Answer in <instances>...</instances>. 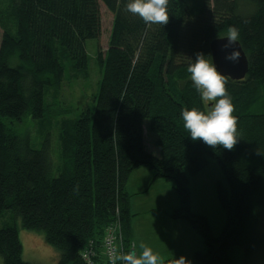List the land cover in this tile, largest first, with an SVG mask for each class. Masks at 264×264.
I'll return each mask as SVG.
<instances>
[{
    "label": "trees",
    "instance_id": "obj_1",
    "mask_svg": "<svg viewBox=\"0 0 264 264\" xmlns=\"http://www.w3.org/2000/svg\"><path fill=\"white\" fill-rule=\"evenodd\" d=\"M7 1L0 5L2 264H30L22 259L17 226L42 233L57 264H85L80 253L89 242L100 254L104 229L116 220L125 249L132 242L125 185L140 165L153 180L170 183L178 205L168 217L186 222L205 246L193 253L196 264H252L257 253L264 259V109L256 110L264 99V0H169L164 27H147L126 12L128 0ZM102 7L111 16L104 50ZM229 26L240 30L248 61L244 79L226 85L240 134L232 151L192 141L181 119L183 109L205 110L188 65L197 52L209 56V43ZM92 39L99 73L94 105L75 116L55 110L65 83L89 78L85 42ZM28 123L37 137L16 132L15 125ZM54 128L55 167L48 149ZM32 139H42L41 147ZM209 159L223 176L215 184L224 213L217 236L189 206L188 178Z\"/></svg>",
    "mask_w": 264,
    "mask_h": 264
},
{
    "label": "clouds",
    "instance_id": "obj_2",
    "mask_svg": "<svg viewBox=\"0 0 264 264\" xmlns=\"http://www.w3.org/2000/svg\"><path fill=\"white\" fill-rule=\"evenodd\" d=\"M169 0H128L125 11L141 19L147 27L153 25L166 26L169 23ZM227 43L223 49H232L225 59L233 64L241 58L240 50H237L240 39V30L229 26L225 36ZM195 60L187 67L190 80L199 94L205 110L196 107L183 109L181 119L183 128L189 134L192 141H202L206 146L222 147L232 151L240 140L238 120L233 115L235 108L231 96L227 91L229 77L220 73L212 62L211 56L203 53L194 54ZM139 253L117 252L110 253V264H165L161 255L150 246L141 242ZM168 264H191L185 257L172 259Z\"/></svg>",
    "mask_w": 264,
    "mask_h": 264
},
{
    "label": "rangeland",
    "instance_id": "obj_3",
    "mask_svg": "<svg viewBox=\"0 0 264 264\" xmlns=\"http://www.w3.org/2000/svg\"><path fill=\"white\" fill-rule=\"evenodd\" d=\"M6 2L8 3L7 0H0V5L4 6ZM110 23H111V16L108 15V13L102 7V33H101V40L99 41V46L101 50H104L106 48V40L108 36ZM1 34H2V30L0 27V37ZM96 48H97L96 40L92 39V40H87L85 42L86 53L90 59L88 66L89 78H87L86 80L82 79L78 81H73L72 83H65L57 98L60 106L51 107L52 111L56 107L57 108L55 110H60V108L65 107L67 108V110L70 111L69 114L71 116H75V114L78 113L81 107L83 106L85 107L86 105H88V107L91 108L94 105L91 99L92 96H95L97 94L98 81H99V73L97 69L98 67L94 60V56L96 55ZM259 105L260 106L257 107L256 110L262 111L264 109V107L262 106L264 105V99H262ZM147 123L148 121L145 120L144 121L145 126H147ZM35 129L36 127L31 124L29 125V123L26 129L24 125L21 124L15 125L16 132L19 133L20 131L27 130L30 136L37 137ZM55 132H56L55 128H54V132L53 131L49 132V145H48L50 160L53 167H55L58 164V153H59V146L57 140L55 144ZM146 137L148 141L150 135L146 134ZM51 139L53 142L52 144H50ZM42 143H43L42 139H40L39 141L32 139V146L36 149L40 148ZM146 143L148 145L150 144V142H146ZM151 146L153 149H155L158 152V149L155 148L153 144ZM151 146H149V148ZM143 169L144 168H141L140 170L135 172L133 174V178L145 177V172ZM188 180H189L188 188L190 193L189 195L190 211L193 214L202 215L206 217L211 234L213 236L219 235L224 224V213L221 210L216 200V188H215V184L217 181L223 182V176L220 169L212 159H209L208 166L198 175L189 177ZM166 196H168L166 198L167 199L166 201L170 203V198L172 197V195H169L167 193ZM158 197L159 195H157L156 192L153 190L149 193V199H152L153 202H155L154 200H157ZM173 197L178 200L176 195H174ZM176 205H178V202L176 203ZM151 206L152 205L148 201L147 205L146 204L141 205L140 207L147 208ZM7 213L10 212L7 211ZM262 220L264 219L262 218ZM261 224H264V222ZM17 233L22 247V259L25 262H28L30 264H57L58 254L53 247H51L46 243L42 233L25 230L18 226H17ZM204 251H205V247L203 248L202 252ZM0 264H2L1 258H0ZM252 264H264L263 255L257 253L255 261H252Z\"/></svg>",
    "mask_w": 264,
    "mask_h": 264
},
{
    "label": "crops",
    "instance_id": "obj_4",
    "mask_svg": "<svg viewBox=\"0 0 264 264\" xmlns=\"http://www.w3.org/2000/svg\"><path fill=\"white\" fill-rule=\"evenodd\" d=\"M141 168H144L145 177L133 178V174ZM125 190L130 195L129 210L132 214L130 237L135 252L139 253V244L143 242L159 253L164 261L179 259L183 256L191 264H196L192 255L194 252H202L205 246L186 222L172 220L168 217V213L177 207L176 203L178 202L173 197L175 194L169 183L164 180H153V172L140 165L130 173ZM152 190L159 195L158 199L154 200L155 202L149 199V193ZM167 193L172 195L170 203L166 201ZM148 201L152 205L151 207H140L147 205Z\"/></svg>",
    "mask_w": 264,
    "mask_h": 264
},
{
    "label": "built area",
    "instance_id": "obj_5",
    "mask_svg": "<svg viewBox=\"0 0 264 264\" xmlns=\"http://www.w3.org/2000/svg\"><path fill=\"white\" fill-rule=\"evenodd\" d=\"M119 222L116 220L106 226L101 241V251L98 254L94 250L92 242H89L87 246L81 251L80 256L85 264H110L109 257L113 250L117 252L129 253L135 252L133 242L128 246L122 248V238L120 233Z\"/></svg>",
    "mask_w": 264,
    "mask_h": 264
},
{
    "label": "water",
    "instance_id": "obj_6",
    "mask_svg": "<svg viewBox=\"0 0 264 264\" xmlns=\"http://www.w3.org/2000/svg\"><path fill=\"white\" fill-rule=\"evenodd\" d=\"M221 38L223 37L215 38L209 43V52L213 64L220 73L227 75L231 80L239 81L244 79L248 72V61L244 50L238 42V45L234 47H237V50L241 52L239 62L233 64L227 61L225 56L229 54L232 49H223V45L227 43V40Z\"/></svg>",
    "mask_w": 264,
    "mask_h": 264
}]
</instances>
